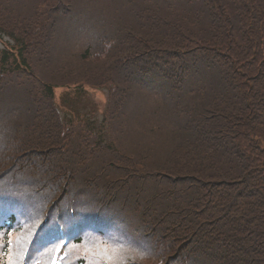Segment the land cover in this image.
Masks as SVG:
<instances>
[{
    "label": "trees",
    "instance_id": "trees-1",
    "mask_svg": "<svg viewBox=\"0 0 264 264\" xmlns=\"http://www.w3.org/2000/svg\"><path fill=\"white\" fill-rule=\"evenodd\" d=\"M20 1L0 0V40L16 42L0 49V91L15 86L36 113L16 126L24 131L7 148L0 143V160L14 147L33 146L24 150L35 155L1 172L0 186L11 185L33 221L47 219L31 255L57 211L68 223L72 210L92 231L74 241H91L90 261L78 264H94V250L121 233L134 244L131 264L151 254L160 264H264V0H140L146 7L134 9V24L105 25L85 69L67 73L61 86L39 72L51 62L37 51L69 7L55 0L47 15ZM84 85L108 89L101 119L85 90L56 104L54 89ZM73 94L89 104L62 117ZM140 132L149 137L126 149L122 138ZM115 170L134 175L136 192ZM25 173L47 184L19 183ZM30 226L14 215L0 223V264L10 260L8 241L24 242Z\"/></svg>",
    "mask_w": 264,
    "mask_h": 264
},
{
    "label": "rangeland",
    "instance_id": "rangeland-1",
    "mask_svg": "<svg viewBox=\"0 0 264 264\" xmlns=\"http://www.w3.org/2000/svg\"><path fill=\"white\" fill-rule=\"evenodd\" d=\"M46 1L49 4H47ZM60 1L69 7L67 12L60 15L61 21L64 25L59 26L57 30V34L52 38V40L49 42V45L46 48L39 49L37 51V54L44 55L39 59H43V60L46 59L51 62L50 68L42 67L40 68L41 70L38 69L39 72L41 73L44 72L45 73V74L43 73L44 75L54 79L57 82L56 85L59 86L62 85V80L64 78L69 77L70 74L67 73L80 72L82 71L81 69H85L83 68L84 66H86L85 58H88V56L85 55L86 51L88 48L91 49L93 46H96L95 39L98 38V36H101L103 32H105V28H109L105 25H111L117 27L120 25L130 24L132 26L136 19V14L134 12V9L146 7V3L140 0H60ZM20 3L21 6L32 5V7L34 8H39L40 13H44L47 15H49L51 9L56 5L55 0H35L34 2H32V0H30L29 2H26L25 0H21L19 4ZM13 5H15L14 7H17L16 6L17 3H13ZM123 10L126 11L124 12ZM111 29L112 28H110L109 30ZM7 45L16 46V42L9 37H5L2 40H0L1 50H3V48ZM105 56L106 54L103 53L102 57ZM62 69H65L64 70L66 73L65 75L64 72L61 75L59 74V71ZM77 75L79 74L76 73L75 79L80 80L77 79L76 77ZM85 89L89 90V92L92 93L91 95L93 100L96 102V104H98V113L93 117H96L95 120L101 119L102 111H104L110 99V95L107 92L108 89L101 87H93L90 85H88V87L86 86ZM62 90L66 91V89H62ZM14 94H18L16 98H13ZM21 95L22 93L19 94V91H17L16 87L15 86L13 87V85H9L3 91H0V143L3 145V148L8 147V141L11 138V135H18L19 133H23L24 129L19 130V128L16 126L21 122L27 123L31 121L33 115L36 113L35 111L32 112V108H33L32 104H30V109L26 111L28 104L23 101L22 97H24V95L22 96ZM60 97H61V93L59 92L57 94V104H59L60 102ZM80 109L81 106L76 105L73 111L76 112ZM18 111H19V116H14V112H18ZM63 119L67 121H71L66 118ZM70 124L73 125L72 122H70ZM75 126H79V125L76 124ZM74 131L75 128L73 127L70 133L73 134ZM39 133L40 132L37 131L36 135H38ZM46 133L48 132L46 131ZM50 136L55 138L53 133L50 134ZM141 136L149 137L147 133L140 132V134L136 133V134H132V136L125 137V139L122 138V141H125L124 147L128 150L129 149L133 150V145H134L133 140ZM75 141L78 143H83L78 139H75ZM32 147L33 146L29 148L14 147L15 149L12 150L10 153L8 152L3 161L0 160V173L1 172H4V174L7 173V171L10 168H14L16 166L15 164L23 159L31 160L32 157H34L35 153L25 152L24 149H30ZM4 155L5 154H3L1 158H3ZM24 168L26 167H21L20 165H18L17 171L22 172L23 170L21 169ZM42 171L43 170H41V172ZM115 171L123 177V181L125 182V184L132 186L133 192H136L137 190L136 184H133L131 182L134 175L129 174V171H127L125 174H123L121 171L119 172V170H115ZM117 173H115V175ZM25 175L26 176L19 183H30L31 185L47 184V181H45L41 177H38L36 174L31 175L29 173H25ZM80 181L82 180L80 179L78 182ZM10 187L8 188L5 184H2L0 186V188H2L4 192H7L6 189L11 190ZM19 188L20 190L24 189V187L21 186ZM12 195L15 196L16 194L12 193ZM133 227L134 229L132 231L130 230L129 226L126 227L128 231L127 233L128 235L129 234L131 235V232L132 233L136 232V230L139 228V225H133ZM133 245L134 244L132 242L129 245L128 250L119 251V255L122 256L120 260H122L123 263L126 262L127 259L129 258L137 261L136 259L137 257L134 254V250H131V247ZM145 248L148 251L149 246H145ZM74 253H76L77 256L79 257L77 250ZM158 258L159 257H156L153 254L148 255L147 263L145 262L142 264H160L161 262L158 263V261L156 260Z\"/></svg>",
    "mask_w": 264,
    "mask_h": 264
},
{
    "label": "snow or ice",
    "instance_id": "snow-or-ice-1",
    "mask_svg": "<svg viewBox=\"0 0 264 264\" xmlns=\"http://www.w3.org/2000/svg\"><path fill=\"white\" fill-rule=\"evenodd\" d=\"M0 239H3V237H0ZM8 243L10 244L11 241H8ZM59 251V249L56 250L57 253H59ZM119 251L120 249L118 247H114L102 242L100 245V250L96 254L97 259L94 261V264H118L121 259ZM8 264H15V260L10 259ZM53 264H55L54 261Z\"/></svg>",
    "mask_w": 264,
    "mask_h": 264
}]
</instances>
